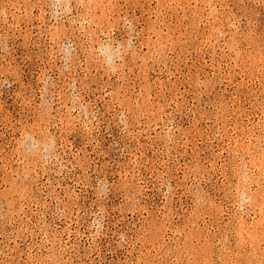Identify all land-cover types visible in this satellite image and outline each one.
<instances>
[{
  "label": "rangeland",
  "instance_id": "obj_1",
  "mask_svg": "<svg viewBox=\"0 0 264 264\" xmlns=\"http://www.w3.org/2000/svg\"><path fill=\"white\" fill-rule=\"evenodd\" d=\"M0 264H264V0H0Z\"/></svg>",
  "mask_w": 264,
  "mask_h": 264
}]
</instances>
